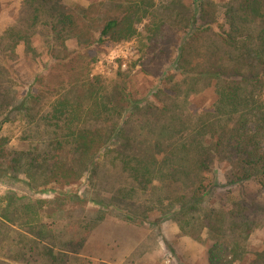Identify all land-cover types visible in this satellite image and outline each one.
I'll return each instance as SVG.
<instances>
[{"label":"trees","instance_id":"1","mask_svg":"<svg viewBox=\"0 0 264 264\" xmlns=\"http://www.w3.org/2000/svg\"><path fill=\"white\" fill-rule=\"evenodd\" d=\"M109 8L95 37L79 44L131 40L143 24L142 71L166 85L154 91L156 102L125 86L97 89L99 81L84 82L81 71L52 100L49 84L19 98L6 68L17 46L34 54L39 36L56 60L51 70L69 67L59 54L78 24L60 0H23L0 35V113L2 123L23 124L26 147L1 139L0 182L30 195L86 176L114 194L108 212L116 205L136 215L137 205L144 217L157 211L172 219L206 247V264H264V237L259 249L249 248L264 229V0H121ZM170 37L178 42L165 46ZM207 89L209 109L191 112V100ZM103 164L109 178L121 174L113 192L101 186ZM27 197L0 202V264H90L80 251L94 223L85 215L42 216ZM136 252L121 264H139Z\"/></svg>","mask_w":264,"mask_h":264},{"label":"rangeland","instance_id":"2","mask_svg":"<svg viewBox=\"0 0 264 264\" xmlns=\"http://www.w3.org/2000/svg\"><path fill=\"white\" fill-rule=\"evenodd\" d=\"M118 1L121 0H60L65 14L72 15L78 22L65 42L67 51L59 54L64 56L65 63L70 61L71 65L51 70L56 60L49 55L42 43V38L34 36L32 38L34 54H26L22 46H17L13 58L7 60L6 68L12 75L17 96L20 98L28 91L36 95L43 86L45 87V84H49L55 88L56 92L46 94L45 97H48V101L52 100L55 94L63 89V86L71 84L81 71L84 82H90L92 79L99 81L97 89L110 90L125 86L137 98L154 101V91L166 85L162 79L148 77L142 71V58L145 54L141 41L144 34L143 24L137 25V35L131 40L108 41L98 46L92 45L88 49L79 44L95 37L96 28H99L106 15L113 12V9L109 7ZM22 3L23 0H0V35L19 17ZM81 8L85 9L84 12L87 15L85 21L79 17ZM167 42L169 44L165 46H170L171 42L176 44L178 41L170 37ZM171 59L173 60L172 55ZM170 68L171 63L166 62V71ZM39 75H41V81H34ZM211 100V89H207L191 100L189 108L191 112L197 109H209ZM3 118L1 112L0 141L3 138L7 139L9 142L7 147L11 149L25 148V143L19 139L23 124L17 119L2 123ZM105 167L107 165L103 164L99 169L103 172L100 179L101 186H104L106 190L112 188L113 192V188L121 184L122 177L118 171L113 170L109 178L105 175ZM101 186L99 185V188ZM20 187L19 183H16L14 187H8L0 182L1 204L5 205L4 198L8 195L15 198L16 204L25 200V197L28 199V195L29 200L33 201L38 213L42 216L51 214L56 219L58 216L70 213L73 219H76L85 215L86 219L94 223L80 251V256L87 258L90 264L99 262L121 264L136 250V254L140 255H135L139 258V264H206V247L183 235L172 219L159 215L157 211H151L147 213L148 217H144L142 206L137 205H135L138 209L136 215L129 214L125 208L119 209L116 205H113L111 212H108L105 204L110 202L114 194L97 189L90 181L88 182L86 176L80 182L70 186L53 185L43 192L30 195L26 193L27 190L19 189ZM225 189L228 188L225 187ZM262 193L264 194V189ZM126 204L128 203L121 202L123 207ZM263 237L264 229L255 231L250 238V250L259 249Z\"/></svg>","mask_w":264,"mask_h":264}]
</instances>
